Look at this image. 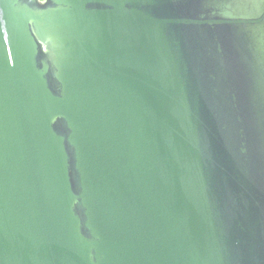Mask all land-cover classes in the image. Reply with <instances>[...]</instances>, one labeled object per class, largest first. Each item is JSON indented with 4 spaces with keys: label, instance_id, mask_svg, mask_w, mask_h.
Wrapping results in <instances>:
<instances>
[{
    "label": "water",
    "instance_id": "1",
    "mask_svg": "<svg viewBox=\"0 0 264 264\" xmlns=\"http://www.w3.org/2000/svg\"><path fill=\"white\" fill-rule=\"evenodd\" d=\"M0 264H264V0H0Z\"/></svg>",
    "mask_w": 264,
    "mask_h": 264
}]
</instances>
